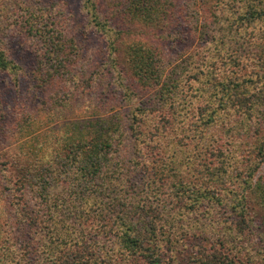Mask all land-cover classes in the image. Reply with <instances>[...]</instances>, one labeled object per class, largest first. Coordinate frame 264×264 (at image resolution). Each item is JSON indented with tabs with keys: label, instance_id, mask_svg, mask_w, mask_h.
Here are the masks:
<instances>
[{
	"label": "trees",
	"instance_id": "trees-1",
	"mask_svg": "<svg viewBox=\"0 0 264 264\" xmlns=\"http://www.w3.org/2000/svg\"><path fill=\"white\" fill-rule=\"evenodd\" d=\"M67 1L0 21V264H264V0Z\"/></svg>",
	"mask_w": 264,
	"mask_h": 264
},
{
	"label": "rangeland",
	"instance_id": "rangeland-1",
	"mask_svg": "<svg viewBox=\"0 0 264 264\" xmlns=\"http://www.w3.org/2000/svg\"><path fill=\"white\" fill-rule=\"evenodd\" d=\"M53 1L55 3L60 2V0H56V1L53 0ZM36 2L41 6H47L48 4H50L49 3L50 0H0V21H1V25L8 27V25L10 24V27L14 30V28H15L14 19L19 20V21L23 20V19L17 18L20 16V13H22V12L20 11L19 8L16 7L17 6L16 4L20 3V4H23L24 7L29 6V8H32L30 5H34ZM67 2L69 3V5H71V7L75 6V8L77 9L79 6L77 3H79L80 1L79 0H68ZM57 8L59 9L60 7H57ZM20 17L22 18V16H20ZM6 41H7L9 49L11 50V53L13 54L12 58L15 61H17L23 69L25 68L22 72V76H23L24 72L28 71L29 68L31 67V65L33 63L32 59L29 56L24 55L25 53H24L23 49L19 46L18 42H15L14 40H10L9 38H7ZM8 78L9 79H7V80L4 79L2 81V82L6 81L7 89L6 88H3V89L0 88V92L4 90L5 92L3 93V95H5L7 92L9 98L4 96V98H6L4 101L10 102L11 99H13L12 95L10 94L11 93L10 91L12 90V88L15 90L17 87H15L13 85V83L11 82V77L8 76ZM22 81H23V83L21 82L22 87L20 86V88L18 89L19 90L18 92H22V95H25L24 91L27 88L28 84L26 83L25 80H22ZM78 106H79V104L76 105V107H78ZM75 109H77V108H75ZM68 110L69 109L67 108L66 111H64V114L62 115L64 118L60 122H65V121H68V120L74 118V114H70V112ZM263 176H264V163H262L260 168L258 169L256 176H255V179L257 177H263ZM1 180L2 179H1V173H0V246L2 244L7 246V244H5L4 242L7 241L8 239H12V238L14 239V236H16V235H15V230H14V228L10 222L11 221V219H10L11 213H10V210L8 208L9 207L8 203H7L8 199H5L7 192L5 191V187L3 186ZM262 229H264V226L262 227ZM260 232H262V231H260ZM180 238H181L180 235H177V237H174V240L177 242L176 246H177L178 250L180 251V253H182L180 255L179 260H178L179 262L186 259V257L183 256L184 254H185V256H187V255L191 254L192 251H194L192 244L190 246L185 245V247L184 246L179 247L181 244H183L182 240ZM257 239H259V238H257ZM185 240L188 241L187 239H185ZM189 242L193 243L196 241L195 240L194 241L189 240ZM258 242H259V240H258ZM258 242H257L256 246H257V248L258 247L260 248V245ZM261 245L263 246V243ZM180 264H182V263H180Z\"/></svg>",
	"mask_w": 264,
	"mask_h": 264
}]
</instances>
